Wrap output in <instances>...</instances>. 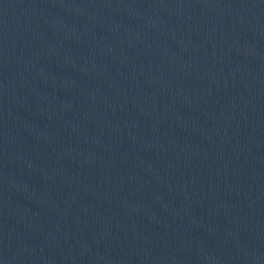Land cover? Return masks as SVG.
Returning a JSON list of instances; mask_svg holds the SVG:
<instances>
[{"label":"water","instance_id":"water-1","mask_svg":"<svg viewBox=\"0 0 264 264\" xmlns=\"http://www.w3.org/2000/svg\"><path fill=\"white\" fill-rule=\"evenodd\" d=\"M0 264H264V0H0Z\"/></svg>","mask_w":264,"mask_h":264}]
</instances>
